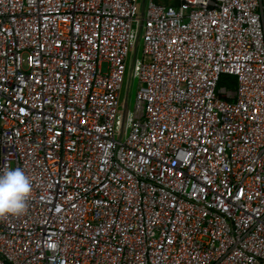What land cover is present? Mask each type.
I'll return each mask as SVG.
<instances>
[{
	"label": "built area",
	"instance_id": "1",
	"mask_svg": "<svg viewBox=\"0 0 264 264\" xmlns=\"http://www.w3.org/2000/svg\"><path fill=\"white\" fill-rule=\"evenodd\" d=\"M141 5L0 0V264H264V0H145L121 137Z\"/></svg>",
	"mask_w": 264,
	"mask_h": 264
},
{
	"label": "clouds",
	"instance_id": "2",
	"mask_svg": "<svg viewBox=\"0 0 264 264\" xmlns=\"http://www.w3.org/2000/svg\"><path fill=\"white\" fill-rule=\"evenodd\" d=\"M32 195V180L20 168L0 174V218L19 216L26 212Z\"/></svg>",
	"mask_w": 264,
	"mask_h": 264
},
{
	"label": "rangeland",
	"instance_id": "3",
	"mask_svg": "<svg viewBox=\"0 0 264 264\" xmlns=\"http://www.w3.org/2000/svg\"><path fill=\"white\" fill-rule=\"evenodd\" d=\"M162 2L175 4L177 2V0H167V1H162ZM140 5H141V0H140ZM132 49H133V46L131 47L130 53L128 56L127 70H126L124 84H123L122 91H121L120 106H119V110L121 112L124 111V109H125V99H126V95H127V86H128L129 76H130V67L132 64ZM142 55H143V40L141 38L136 57L142 58ZM138 85H139V79L137 77L133 76L132 81H131V88H130L129 96H128L129 108L134 107V102H135V98H136V92L138 89Z\"/></svg>",
	"mask_w": 264,
	"mask_h": 264
},
{
	"label": "water",
	"instance_id": "4",
	"mask_svg": "<svg viewBox=\"0 0 264 264\" xmlns=\"http://www.w3.org/2000/svg\"><path fill=\"white\" fill-rule=\"evenodd\" d=\"M144 18H145V0H142L141 11H140V23H139V26L137 29L136 41H135V43L133 45V49H132V64L130 67V76H129L128 86H127V95H126V99H125V109L123 111L124 118H123V128H122L121 137L123 136V134L125 132V128H126V115H127L128 109H129L128 96H129V91L131 88V81L133 78L134 62H135V59L137 56V51H138V47H139V43H140V39H141L142 26H143Z\"/></svg>",
	"mask_w": 264,
	"mask_h": 264
},
{
	"label": "trees",
	"instance_id": "5",
	"mask_svg": "<svg viewBox=\"0 0 264 264\" xmlns=\"http://www.w3.org/2000/svg\"><path fill=\"white\" fill-rule=\"evenodd\" d=\"M237 77L232 74L223 73L220 76V80L218 83V87H222L224 85L235 89L237 87Z\"/></svg>",
	"mask_w": 264,
	"mask_h": 264
},
{
	"label": "crops",
	"instance_id": "6",
	"mask_svg": "<svg viewBox=\"0 0 264 264\" xmlns=\"http://www.w3.org/2000/svg\"><path fill=\"white\" fill-rule=\"evenodd\" d=\"M158 1L162 2V1H167V0H158Z\"/></svg>",
	"mask_w": 264,
	"mask_h": 264
}]
</instances>
